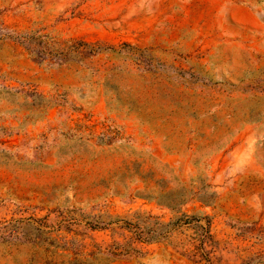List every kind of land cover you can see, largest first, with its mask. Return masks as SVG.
I'll return each instance as SVG.
<instances>
[{
  "label": "rangeland",
  "instance_id": "1",
  "mask_svg": "<svg viewBox=\"0 0 264 264\" xmlns=\"http://www.w3.org/2000/svg\"><path fill=\"white\" fill-rule=\"evenodd\" d=\"M0 264H264V0H0Z\"/></svg>",
  "mask_w": 264,
  "mask_h": 264
}]
</instances>
